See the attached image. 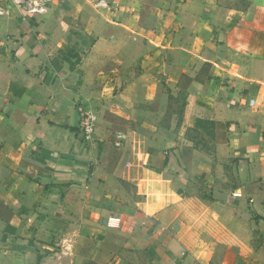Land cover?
<instances>
[{
  "label": "crops",
  "instance_id": "1",
  "mask_svg": "<svg viewBox=\"0 0 264 264\" xmlns=\"http://www.w3.org/2000/svg\"><path fill=\"white\" fill-rule=\"evenodd\" d=\"M135 31L139 128L89 142L71 84ZM0 264H264V0H0Z\"/></svg>",
  "mask_w": 264,
  "mask_h": 264
},
{
  "label": "rangeland",
  "instance_id": "2",
  "mask_svg": "<svg viewBox=\"0 0 264 264\" xmlns=\"http://www.w3.org/2000/svg\"><path fill=\"white\" fill-rule=\"evenodd\" d=\"M151 46L139 43V32L135 31L126 39L99 44L83 56L71 86L78 98L79 124L84 134V121L88 115H95L94 132L89 142L117 146L116 143L127 141V133L138 130L139 90L136 89L139 87L134 84L139 82V54L146 53ZM177 100L179 97L172 98L170 94L166 101L160 102L157 114L163 126L168 125L171 113L180 109L181 101ZM121 101L128 104L121 106ZM260 218L259 215L255 218L257 223L261 222Z\"/></svg>",
  "mask_w": 264,
  "mask_h": 264
},
{
  "label": "built area",
  "instance_id": "3",
  "mask_svg": "<svg viewBox=\"0 0 264 264\" xmlns=\"http://www.w3.org/2000/svg\"><path fill=\"white\" fill-rule=\"evenodd\" d=\"M13 5L18 6L28 13L31 14H43L47 9V4L51 0H9ZM94 124H95V115H88L86 120L84 121V130L87 139L92 138V133L94 132ZM111 223L120 222L119 218L112 217L109 219Z\"/></svg>",
  "mask_w": 264,
  "mask_h": 264
}]
</instances>
